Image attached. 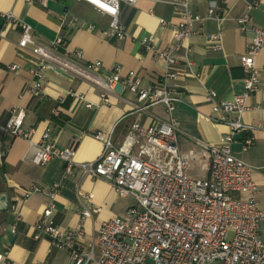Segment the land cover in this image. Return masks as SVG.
Listing matches in <instances>:
<instances>
[{
    "label": "crops",
    "instance_id": "0c3cea01",
    "mask_svg": "<svg viewBox=\"0 0 264 264\" xmlns=\"http://www.w3.org/2000/svg\"><path fill=\"white\" fill-rule=\"evenodd\" d=\"M170 1L140 0L137 5L123 2L120 21L127 35L120 40L109 39L104 34L112 18L88 2L52 0L43 7L25 0H0V123L6 124L15 109H23L24 127L36 129V140L51 128V140L57 147L75 150V161L83 163L95 161L103 153V143L92 135L94 132L114 129L115 143L122 144L135 122L154 126L167 120L163 105L137 112L133 104L137 96L128 90L112 93L110 103H106L102 89L93 81L58 65L46 70L41 92L32 94L29 89L37 83L32 72L40 58L34 46L19 47L22 29L16 24H6L3 14L14 12L29 23L35 39L44 47L51 48L56 37H65L67 51L59 53L76 65L86 67L88 63L100 61L103 67L97 73L101 76H110L113 68L120 65L122 76L134 71L142 85L148 87L161 81L165 66L155 59L154 50L143 45L142 40L151 38L159 50L174 46L180 18ZM249 5H254L251 10ZM191 8L205 17L210 8H215L222 20L209 19L203 25L194 24L195 34L181 51L186 75L178 81L183 102L176 105L174 116L179 123L184 151L196 147L197 140L221 144L227 129L211 120L212 103L208 95L216 92L218 101H228L244 91L245 71L240 58L247 52L254 33L242 31L238 20L249 13L253 25L264 27V0H191ZM163 21L170 25L163 26ZM220 33L222 47L218 49L209 44V38ZM79 51L83 52L81 58L76 56ZM12 64L21 67L18 73L9 69ZM257 66L264 87V50L257 59ZM262 100V93H257L250 105L255 107ZM244 122L253 129L236 137L232 154L254 169L253 178L264 209V110H248ZM83 132L87 135L80 137ZM248 137H253L254 143L244 150V140ZM0 142L7 150L4 163L0 164V196H6L2 205H8V209H0V264H72L67 250L53 247L46 235L37 237L36 223L50 197L41 191L24 199L33 184L44 189L61 184L55 200V223L62 230L83 226L85 236L80 243L84 248L96 242L103 222L117 216L130 217L131 210L137 206L135 198L118 196L105 178L84 176L81 170L75 169L73 175L64 179L66 163L60 158H54L45 166L32 163L29 143L24 138L0 132ZM89 195L93 196L91 200L87 198ZM239 197L247 198V195ZM85 206L100 211L81 223L80 215ZM15 212L21 215V220L17 221V230L13 233ZM261 239L264 241V228Z\"/></svg>",
    "mask_w": 264,
    "mask_h": 264
},
{
    "label": "built area",
    "instance_id": "2783aa9c",
    "mask_svg": "<svg viewBox=\"0 0 264 264\" xmlns=\"http://www.w3.org/2000/svg\"><path fill=\"white\" fill-rule=\"evenodd\" d=\"M25 1L47 7L52 0ZM75 1L88 2L109 15L112 22L104 34L109 39L123 40L127 33L120 21L121 4L137 5L140 0ZM170 4L180 18L174 46L159 50L151 38L142 40L143 45L154 50L155 59L165 66L161 81L148 87L142 85L140 76L134 71L126 77L122 76L120 65L113 68L110 76L97 73L103 67L100 61L88 63L86 67L76 65L59 53L67 51L65 37L58 36L51 48L44 47L35 39L29 23L14 12L3 14L6 24H16L22 29L19 47L27 49L34 46L40 58L32 72L37 80L35 86L29 89L32 94L41 92L46 70L58 65L93 81L102 89L106 103H110L111 94L121 84L123 90L137 96V102L133 103L137 112L163 105L168 115L167 120L154 126L135 122L122 144L115 143L114 129L94 132L92 135L103 143V153L97 160L83 163L75 161V150L57 147L51 140V128L36 140V129L24 127L26 114L23 109H15L6 124L0 123V132L27 140L32 163L45 166L54 158H60L66 163L64 179L79 169L84 176L109 180L118 196L133 197L137 201L130 217L117 216L103 222L98 228L96 242L84 248L80 243L85 236L83 226L62 230L55 223V200L61 184H54L48 189L33 184L24 199L41 191L47 192L50 197L41 219L36 223L37 237L46 235L53 247L67 250L72 264H147L149 261L153 264H264V241L261 239L264 209L260 206L254 169L236 158L231 149L239 134L253 129L244 122V114L252 108L264 110V87L257 66V59L264 50V27L253 25L249 13L238 20L242 31L254 33L247 52L240 58L245 71L244 91L228 101H218L216 92L208 95V101L212 103L211 120L227 129L221 144L197 140L196 147L184 151L179 123L174 116L176 105L183 102L178 81L186 75L181 51L185 42L195 34L194 24L203 25L209 19L219 21L222 17L215 8H210L206 17L194 13L191 0H171ZM253 6L249 5L248 9ZM162 24L170 25L166 21ZM209 44L220 49L221 33L212 35ZM76 56L83 57V52H77ZM9 69L18 73L21 67L12 64ZM196 76L200 77V74ZM257 93H262L263 100L252 107L251 98ZM86 135L83 132L80 137ZM253 143V137L244 140V150H248ZM5 149L0 142V164L7 156ZM192 169L197 170L195 177L189 176ZM242 194L247 198L239 197ZM87 198L91 200L93 196ZM99 211V208L85 206L80 215L81 223ZM19 220L21 215L15 212L11 232L16 233Z\"/></svg>",
    "mask_w": 264,
    "mask_h": 264
},
{
    "label": "water",
    "instance_id": "95a60500",
    "mask_svg": "<svg viewBox=\"0 0 264 264\" xmlns=\"http://www.w3.org/2000/svg\"><path fill=\"white\" fill-rule=\"evenodd\" d=\"M124 88H123V86L121 85V84H118L117 86H116V88H115V91H118V92H123L122 90H123ZM6 199V196L5 195H2V196H0V204H1V210H6V209H8V205H7V203H6V205H2V200H5Z\"/></svg>",
    "mask_w": 264,
    "mask_h": 264
},
{
    "label": "rangeland",
    "instance_id": "374dc122",
    "mask_svg": "<svg viewBox=\"0 0 264 264\" xmlns=\"http://www.w3.org/2000/svg\"><path fill=\"white\" fill-rule=\"evenodd\" d=\"M196 174H197V170H195V169H192V170L189 172V176H191V177H195Z\"/></svg>",
    "mask_w": 264,
    "mask_h": 264
},
{
    "label": "bare ground",
    "instance_id": "6f19581e",
    "mask_svg": "<svg viewBox=\"0 0 264 264\" xmlns=\"http://www.w3.org/2000/svg\"><path fill=\"white\" fill-rule=\"evenodd\" d=\"M89 78H92V79H94L93 77H91V76H88Z\"/></svg>",
    "mask_w": 264,
    "mask_h": 264
}]
</instances>
